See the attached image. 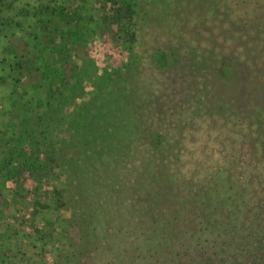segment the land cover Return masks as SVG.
I'll list each match as a JSON object with an SVG mask.
<instances>
[{
  "label": "trees",
  "instance_id": "1",
  "mask_svg": "<svg viewBox=\"0 0 264 264\" xmlns=\"http://www.w3.org/2000/svg\"><path fill=\"white\" fill-rule=\"evenodd\" d=\"M217 1L205 10L215 17L211 30L197 27L188 37L179 29L169 45L152 36L167 48L188 40L186 51L137 54L133 33L121 28L125 61L116 66L107 56L99 66L88 51L92 3L111 21L135 24L141 0H0V189L25 180L48 146L76 151L42 162L63 169L65 201L57 186L52 194L70 215L53 219L56 236H40L33 264L262 263L264 62L255 66L248 47L255 43L264 57V34L249 32L264 31V6ZM29 35L37 40L32 49ZM179 51L196 74L184 87L170 80L177 91L156 75L178 64ZM146 64L155 75L146 86L158 89L134 103ZM222 78L258 80L256 101L235 108L217 87ZM88 81L93 90L83 100ZM63 127L67 139L57 142ZM45 205L35 202L38 210ZM10 257L0 250V264H12Z\"/></svg>",
  "mask_w": 264,
  "mask_h": 264
},
{
  "label": "rangeland",
  "instance_id": "2",
  "mask_svg": "<svg viewBox=\"0 0 264 264\" xmlns=\"http://www.w3.org/2000/svg\"><path fill=\"white\" fill-rule=\"evenodd\" d=\"M187 1L191 5L188 6ZM230 1L239 4L241 1L245 0ZM217 2H219V0ZM92 4L94 9L93 14L97 23L93 24V30H95V33L89 38L88 51L91 52V57L96 61L97 65L105 60L107 56L111 58L112 63L116 66H119L121 62L125 61L126 53L123 44L124 42L116 33V31L121 30V28H125L128 32L133 33L135 39L133 48L137 54L151 53L155 56L159 54V51L161 52V50L164 51L167 49H171L172 52L173 50L174 52H176V50L186 51V46H188L189 43L188 40L175 39L171 42L172 45L167 48L162 45V41L157 45L154 44L153 39L156 37L152 36L155 34L158 36L162 35V40L169 45L176 32L183 30L186 31L188 37L192 35L195 36L194 34L197 27L201 28L205 25L204 28L206 31L211 30L210 25L215 20L213 13L208 15L205 14V10L210 7L208 0H201L198 7L197 0H141L140 11H138L137 18H135L134 21L135 24H129L122 18L118 22L111 21L106 15L107 11L105 9L107 8L104 9L102 5L100 6V4L96 2H93ZM257 4H259V6H264V0H257ZM242 6L245 7V5ZM112 11L115 12V10ZM200 11H202V13ZM237 16V14L234 15V17ZM239 16L244 17L245 19L247 18L242 14H239ZM158 20L162 22L160 26L158 25ZM170 22L173 25L172 27L169 26ZM176 24L181 25V27H177ZM198 32H200V30ZM225 32L233 33V31L230 32V28ZM242 32H244V30L241 28L237 31L238 34ZM249 32L251 34L254 32L264 34V31H260L259 29L258 31L257 29H251ZM180 34L181 37H183L184 34ZM251 38L255 40L254 36H251ZM156 39L159 40L158 38ZM192 43L195 45V52L199 53L203 50L201 38H195ZM255 47L257 48L255 43L253 46L250 44L248 51L253 53L251 58L254 60L256 66L257 63L264 62V57L262 56V52L259 53ZM74 52L75 51L72 52L73 56L75 54ZM184 55L185 54L179 51L178 57L181 59H179L178 64L172 70L170 69L169 71L161 72L156 75L157 79L166 82L169 89L173 88V86L175 89L177 87V83L172 84L170 83V80L175 79L181 83L182 87H184L186 84H189L190 77L192 78V75L196 74L191 69L186 68V63L182 58ZM76 63L79 64V60L74 58V64ZM218 67L221 69V65ZM141 70L142 75L138 76L139 88L138 92L134 94V103H138L150 92L158 89V87H156L157 85H155L153 91L146 86V84L155 76L154 73H152V70H150V66L147 64L142 65ZM253 73L254 72H251V74ZM215 74L217 75L218 73ZM218 76L220 78V74ZM208 77L213 79V74L208 75ZM223 78L217 83V87L219 91L223 92L224 98L233 100V106H235V108L251 106L252 102L256 101L255 96L258 92V80L251 83L243 82L237 84L234 81H223ZM208 83H210V80L209 82L207 81V84ZM92 90L93 87L91 82H86L83 100H86L89 97ZM176 90L180 91V87ZM237 98H241V100ZM133 102L130 101L129 105H132ZM65 131L64 127L59 129L57 142L67 139V133ZM73 155H76V151L72 148H65L62 144L57 143L56 145L48 146L47 149L40 152V159L38 160L39 164L27 170L25 180H22L21 183L7 181L1 187L0 250L7 251L8 255L11 256L10 259L12 264H33L34 261L36 262V260H39L41 257L38 256L36 252L40 251L42 245L40 236H56L58 234V228L53 225L55 224L53 219L55 217H69L70 208L67 206L64 207L63 201L61 202V199L57 195L52 194V190L57 186L62 199L65 201L67 187L65 186L64 171L59 165H57V163L48 162L51 167L49 169L44 166L42 162H45L44 158L58 161L61 156ZM37 199L46 204L44 209L41 208L38 210L35 207ZM262 238L264 237L259 238V242H262ZM251 259L252 258H250V260ZM234 260L236 259L234 258L233 261ZM262 260L261 264H264V254H262ZM184 261H186L185 258ZM253 262L254 261L251 260L249 264H254Z\"/></svg>",
  "mask_w": 264,
  "mask_h": 264
},
{
  "label": "water",
  "instance_id": "3",
  "mask_svg": "<svg viewBox=\"0 0 264 264\" xmlns=\"http://www.w3.org/2000/svg\"><path fill=\"white\" fill-rule=\"evenodd\" d=\"M25 42L28 44L29 48L32 49L36 46L37 44V40L35 39V37L33 36H26L24 38Z\"/></svg>",
  "mask_w": 264,
  "mask_h": 264
}]
</instances>
